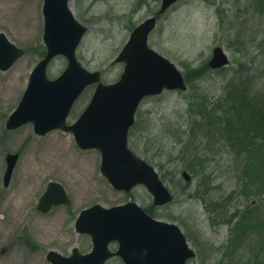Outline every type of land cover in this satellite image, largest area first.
Instances as JSON below:
<instances>
[{
  "label": "rangeland",
  "instance_id": "374dc122",
  "mask_svg": "<svg viewBox=\"0 0 264 264\" xmlns=\"http://www.w3.org/2000/svg\"><path fill=\"white\" fill-rule=\"evenodd\" d=\"M70 4L76 17L88 26L77 49L78 58L88 69L100 70L103 81L117 80L124 64L111 61L128 38L131 26L156 9L157 0H148L142 9H137L136 0H73ZM42 5L43 0H0V31L27 49L9 69H0V264H51L46 259L49 249L64 254H69L73 247L82 252L90 250L91 237L77 232L75 219L81 209L94 203L105 206L128 200L141 206L152 203V196L142 185L130 194L113 188L100 171L99 150L79 148L71 132L59 128L39 135L34 132L33 123L7 129L8 116L21 99L30 72L42 58V47L45 48ZM150 45L184 71L185 64L203 66L210 59L213 47L223 46L230 57L229 65L221 72L208 71L196 84L211 99H217L225 93L226 84L233 82L241 94L248 93L255 98L254 108L264 112V0H181L160 19L150 37ZM66 64L63 56L54 58L48 67L49 76L59 75ZM94 89L95 85L88 86L77 99L69 122L79 116ZM190 92L189 89L183 94L165 91L142 101L139 110L146 113L152 134H161L166 124L183 123ZM146 139L147 136L139 142L135 139L130 145L161 173L178 167L177 177L172 175V180L167 174L166 181L174 199L166 206L156 207V217L178 223L191 244L197 243L200 248L206 240L218 249L228 229L226 225L213 226L204 203L193 197L197 179L193 178L186 192H179L176 186L184 182L179 179L181 163L167 161V152L174 149V144L164 133L162 139L158 136V142L152 141L150 153L157 154L156 157L146 156L143 152ZM13 151H19L20 157L10 184L5 187V155ZM236 154L233 152L230 160L223 159L221 163L211 161L216 198L238 189L236 169H242L247 161L242 155L244 152ZM51 180L65 187L71 203L42 212L37 208L38 201ZM261 190L260 186L251 185L246 196L231 202L239 208L250 205L256 221L260 222L253 227L255 230L248 229V249L244 254L249 264L264 262V193ZM234 194L238 195L236 191ZM24 229L37 247L23 238Z\"/></svg>",
  "mask_w": 264,
  "mask_h": 264
},
{
  "label": "water",
  "instance_id": "95a60500",
  "mask_svg": "<svg viewBox=\"0 0 264 264\" xmlns=\"http://www.w3.org/2000/svg\"><path fill=\"white\" fill-rule=\"evenodd\" d=\"M176 1L162 0L159 14ZM68 2L44 0L43 37L47 53L32 70L28 87L10 115L7 127L15 128L31 121L39 134L58 127L71 130L80 147L101 151V171L116 189L129 191L137 183H143L153 194L154 204H164L172 196L156 169L128 147V131L141 99L164 88H187L181 70L148 45L157 18L148 17L132 31L115 59L126 63L120 79L110 84L99 82L85 112L68 126L65 120L75 99L88 84L100 80L99 71H88L76 57V47L87 27L76 19ZM23 54V49L0 32L1 69H8ZM58 54L66 56L67 67L56 79H49L48 63ZM228 62L223 48L215 47L209 65L216 68ZM18 157V153L7 155L5 184L10 181ZM184 175L189 179L187 172ZM68 202L63 186L52 181L41 197L39 208L46 211L53 204ZM76 227L92 235L93 250L81 254L74 249L69 257L52 250L48 258L54 264H104L112 254L108 250L112 240L120 242L117 253L126 264H184L188 256L194 255L177 224L153 218L132 201L111 208L95 204L84 209Z\"/></svg>",
  "mask_w": 264,
  "mask_h": 264
},
{
  "label": "trees",
  "instance_id": "16d2710c",
  "mask_svg": "<svg viewBox=\"0 0 264 264\" xmlns=\"http://www.w3.org/2000/svg\"><path fill=\"white\" fill-rule=\"evenodd\" d=\"M44 53L45 49L42 47L40 54ZM185 67L191 92L186 97L187 110L183 123L175 126L169 123L164 129L174 144V149L167 152V160L179 161L181 165H178L192 173L197 179L193 196L205 203L204 190L207 184H210L214 172L210 168L211 161L218 160L221 163L223 159L230 160L233 152H244L242 155L247 163L242 169H236L239 175L238 185L241 187L240 196H246L251 185L260 186L261 192L264 193V112L253 107L252 103L256 102L254 97L248 93L241 94L239 88L230 81L226 84L224 94L217 99H211L208 93L196 84L198 79L211 70L207 64L200 68L187 65ZM134 132L137 133L136 127L133 128ZM158 136L154 134L147 139L156 141ZM163 136L162 134L161 139ZM148 151V148H145L147 154ZM170 173L175 175V169ZM163 177L166 178L167 174L163 173ZM188 185L189 183L180 189L185 191ZM232 197L233 192H230L222 202L210 199V210L218 218L216 223L233 224L229 241L235 244L234 246H243L248 240V231L260 222L256 221L252 207L247 204L245 209L236 208L229 214V202ZM147 209L154 212L151 205H148Z\"/></svg>",
  "mask_w": 264,
  "mask_h": 264
},
{
  "label": "flooded vegetation",
  "instance_id": "af4514ba",
  "mask_svg": "<svg viewBox=\"0 0 264 264\" xmlns=\"http://www.w3.org/2000/svg\"><path fill=\"white\" fill-rule=\"evenodd\" d=\"M118 245V241H112L109 244V248L112 251H116ZM200 245V248H196L193 246L196 251V256L193 258H189L185 264H225L228 257L222 254L221 246L216 249L211 241L206 240L202 241ZM216 253H218L219 255L216 256ZM106 264H125V262L120 255H114L108 258Z\"/></svg>",
  "mask_w": 264,
  "mask_h": 264
}]
</instances>
